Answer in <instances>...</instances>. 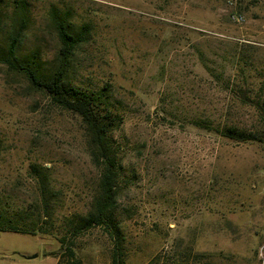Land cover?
<instances>
[{
	"label": "rangeland",
	"instance_id": "1",
	"mask_svg": "<svg viewBox=\"0 0 264 264\" xmlns=\"http://www.w3.org/2000/svg\"><path fill=\"white\" fill-rule=\"evenodd\" d=\"M12 7L0 0V54ZM52 9L83 31L64 80L105 86L119 116L121 264H264V0H25L16 56L42 75L57 65ZM99 170L79 116L0 61V220L19 228L0 230V264H110L103 225L73 232Z\"/></svg>",
	"mask_w": 264,
	"mask_h": 264
},
{
	"label": "trees",
	"instance_id": "2",
	"mask_svg": "<svg viewBox=\"0 0 264 264\" xmlns=\"http://www.w3.org/2000/svg\"><path fill=\"white\" fill-rule=\"evenodd\" d=\"M12 15L16 27L8 32L5 50L0 54V61L10 68L22 71L28 82L34 88L44 92L54 104L79 116L84 129L89 158L100 169L97 193L93 197L91 210L82 216L81 221L73 228V232L84 230L92 225H103L113 240L110 264H121L117 228L115 224L111 223L108 216V211L115 203L114 185L118 160L114 149L113 131L119 116L107 98L105 86L98 90H85L64 80L67 60L75 45L83 39V31L70 32L66 13L50 10L49 20L59 42L57 65L51 74L42 75L36 69L34 59L18 60L16 56V47L27 19L25 0H13ZM253 103L260 113L264 112L258 102L253 101ZM214 130L218 135L232 140L258 139L255 132L244 130L235 125H225ZM0 230L19 231V228L11 221L0 220ZM39 231L44 230L39 228ZM65 249L69 255L72 254L69 247Z\"/></svg>",
	"mask_w": 264,
	"mask_h": 264
},
{
	"label": "water",
	"instance_id": "3",
	"mask_svg": "<svg viewBox=\"0 0 264 264\" xmlns=\"http://www.w3.org/2000/svg\"><path fill=\"white\" fill-rule=\"evenodd\" d=\"M21 255H23V254H21ZM35 255H36V253L29 254V255H23V256H25V257H33V256H35Z\"/></svg>",
	"mask_w": 264,
	"mask_h": 264
},
{
	"label": "crops",
	"instance_id": "4",
	"mask_svg": "<svg viewBox=\"0 0 264 264\" xmlns=\"http://www.w3.org/2000/svg\"><path fill=\"white\" fill-rule=\"evenodd\" d=\"M261 186H262V189H261V191L263 192V194H264V180L262 181V184H261Z\"/></svg>",
	"mask_w": 264,
	"mask_h": 264
},
{
	"label": "built area",
	"instance_id": "5",
	"mask_svg": "<svg viewBox=\"0 0 264 264\" xmlns=\"http://www.w3.org/2000/svg\"><path fill=\"white\" fill-rule=\"evenodd\" d=\"M234 18H235V19H239L240 17H239V16H235Z\"/></svg>",
	"mask_w": 264,
	"mask_h": 264
}]
</instances>
